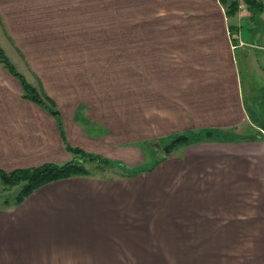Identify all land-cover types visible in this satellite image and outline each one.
I'll use <instances>...</instances> for the list:
<instances>
[{"label":"crops","instance_id":"1","mask_svg":"<svg viewBox=\"0 0 264 264\" xmlns=\"http://www.w3.org/2000/svg\"><path fill=\"white\" fill-rule=\"evenodd\" d=\"M226 1L0 0V47L60 121L0 63V169L66 163L64 139L132 168L149 163L136 177L48 183L0 208V264L226 261L244 230L222 220L240 215L237 195L260 192L264 215V132L239 67L246 92L264 88V0L240 14ZM180 136L187 143L164 154Z\"/></svg>","mask_w":264,"mask_h":264},{"label":"rangeland","instance_id":"2","mask_svg":"<svg viewBox=\"0 0 264 264\" xmlns=\"http://www.w3.org/2000/svg\"><path fill=\"white\" fill-rule=\"evenodd\" d=\"M225 6L228 9L229 4L225 2ZM0 49L2 50L1 47ZM4 55L6 56L5 53ZM6 59L9 61V63H11L7 56H6ZM12 67L14 68V70L16 69L13 65ZM239 67H241V75H242V80H243L242 89L244 93L243 98H244L245 104H249L250 100L252 104L255 103L254 106L253 105L251 106L254 112H249V115L253 123L258 125L259 128L264 132V88H261V87L255 88L254 86L253 87L254 89L251 88L252 89L251 90L248 88L247 90L248 92H246L247 75L245 74L246 72L244 71L240 63H239ZM252 83L255 84L253 80H252ZM34 89L38 93L43 92L41 88H34ZM251 95H252V98H251ZM88 125L89 124H87V126ZM249 129L251 130L249 133V135L251 136L252 132L254 133V130L251 128ZM96 130L97 131L95 132V138L98 137V135H105L106 133L104 127L102 126L97 127ZM186 137L189 138L188 141L191 139L189 135H187ZM224 137L225 136L222 135V136H217L216 138H224ZM262 139H264V135ZM249 140L252 141L251 138H249ZM261 143L264 145V141H261ZM62 144L64 148H67V146H69L67 145V143H62ZM184 144H186V142ZM144 146L145 144L143 142H138L136 144V147L139 150L141 149L142 152H143V149L145 148ZM144 151H145L144 153L145 155L154 153L155 151L154 146L153 145L150 147L147 146V149ZM243 153L244 154L242 155L247 163H254L253 156L250 153V151L245 150ZM91 154L94 155V153H91ZM71 155L73 154L71 153ZM72 159L74 158H72L71 156L69 161H71ZM107 162L110 163L111 166L116 169L111 170L109 167L106 168L108 166ZM148 164L149 163L147 162L146 164H141L145 166L138 165L139 167L132 168L129 166H125L121 162H114L111 159L109 160L102 159V162L100 161L98 165L96 163L94 164L89 163V164H85V167L90 172L98 171L96 172V176L98 175L99 177H104V178L121 179V178L130 177V176L136 177V175L139 174L141 168L145 169L149 167ZM102 169H105L106 171L104 173L100 172V170ZM1 181L2 180L0 179V208H3V207H6L7 205L6 203L11 204L13 202L16 195L19 194L22 184L9 186V185L2 183ZM259 183L264 184L263 177L259 179ZM237 196H238V199H237L238 203L236 204L233 202V205L230 208H232V210L237 209L238 210L237 212L240 215H238L237 217L229 216L227 218H222V220L226 219L227 224L239 225V226L242 225L244 230L232 234L233 237L231 240L233 241V245L228 248L226 261L224 260L223 264H264V215H262L263 211H262V207L260 206V201H259L261 197V193L258 191H254V190L249 191L247 189H244L243 193L238 194ZM262 196H264V194ZM257 213H259V216L257 215ZM257 246H258V252L254 253V257H253L252 249L255 252V249L257 248Z\"/></svg>","mask_w":264,"mask_h":264},{"label":"trees","instance_id":"3","mask_svg":"<svg viewBox=\"0 0 264 264\" xmlns=\"http://www.w3.org/2000/svg\"><path fill=\"white\" fill-rule=\"evenodd\" d=\"M242 1L247 5L249 9L253 8V2H254L253 0H242ZM227 3L230 5L228 6V8L231 7L230 13L235 14L236 8L234 7L235 6L234 3L230 1H228ZM0 63L3 64L11 74H13L15 77L19 79L23 88L24 98L35 103L40 108L46 110L51 116H53L57 120V123H60V121H58L59 114L55 104L49 98L45 97L43 92L38 93L33 87H31L29 84L26 83V81L23 79L22 76L16 73V71L12 67V64L9 63V61L6 59V56L4 55L1 49H0ZM205 134L207 136H210L212 135V132H206ZM185 142L187 143V138L185 136H180L175 138L168 146H166L163 149L164 154L169 155L174 148L183 145ZM64 143H67L65 139H64ZM69 146H67L66 149L68 150V153L70 155L71 153L73 154L71 156L74 159L66 163H63L61 165L46 163L38 167H33L29 169H18V170H13L11 172H5L0 169V179L2 180L1 181L2 183L9 186L22 184L19 194L16 195V197L14 198L11 204L6 203L7 204L6 207L18 205L23 201L24 198H26L33 191L37 190L38 188H40L45 184L59 180L74 178V177H90V176L95 177L96 172L98 171L90 172L85 167V164L96 163L98 165L100 161L102 162L103 158L95 154L93 155L87 153L79 148L73 149V147L71 146L69 147ZM107 164L108 166L106 168L109 167L111 170L116 169L113 168L110 163L107 162ZM105 171H106L105 169L100 170V172L102 173H104Z\"/></svg>","mask_w":264,"mask_h":264},{"label":"built area","instance_id":"4","mask_svg":"<svg viewBox=\"0 0 264 264\" xmlns=\"http://www.w3.org/2000/svg\"><path fill=\"white\" fill-rule=\"evenodd\" d=\"M229 1L234 3L237 10V14L242 13L247 8V5L242 0H229ZM240 45H243V43H240Z\"/></svg>","mask_w":264,"mask_h":264}]
</instances>
